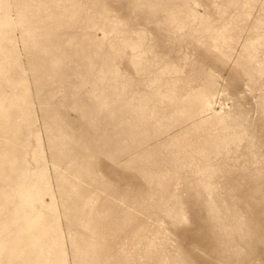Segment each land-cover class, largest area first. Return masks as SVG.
Listing matches in <instances>:
<instances>
[{
    "label": "rangeland",
    "instance_id": "1",
    "mask_svg": "<svg viewBox=\"0 0 264 264\" xmlns=\"http://www.w3.org/2000/svg\"><path fill=\"white\" fill-rule=\"evenodd\" d=\"M0 264H264V0H0Z\"/></svg>",
    "mask_w": 264,
    "mask_h": 264
}]
</instances>
